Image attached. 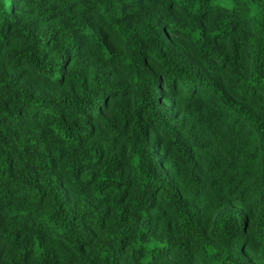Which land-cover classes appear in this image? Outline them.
<instances>
[{
  "label": "trees",
  "instance_id": "obj_1",
  "mask_svg": "<svg viewBox=\"0 0 264 264\" xmlns=\"http://www.w3.org/2000/svg\"><path fill=\"white\" fill-rule=\"evenodd\" d=\"M0 264H264V0H0Z\"/></svg>",
  "mask_w": 264,
  "mask_h": 264
},
{
  "label": "rangeland",
  "instance_id": "obj_2",
  "mask_svg": "<svg viewBox=\"0 0 264 264\" xmlns=\"http://www.w3.org/2000/svg\"><path fill=\"white\" fill-rule=\"evenodd\" d=\"M224 6H228V3L224 4Z\"/></svg>",
  "mask_w": 264,
  "mask_h": 264
}]
</instances>
